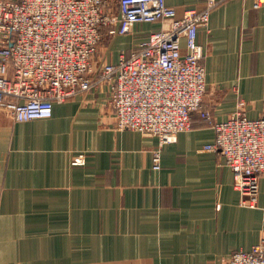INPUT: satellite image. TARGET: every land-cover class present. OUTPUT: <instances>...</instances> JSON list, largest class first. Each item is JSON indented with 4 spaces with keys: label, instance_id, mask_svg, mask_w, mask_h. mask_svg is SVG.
<instances>
[{
    "label": "crops",
    "instance_id": "crops-1",
    "mask_svg": "<svg viewBox=\"0 0 264 264\" xmlns=\"http://www.w3.org/2000/svg\"><path fill=\"white\" fill-rule=\"evenodd\" d=\"M166 1L178 18L207 2ZM219 1L210 30L198 33L206 50L204 105L217 121L240 103L259 118L264 3ZM162 25L105 33L95 72ZM111 96L112 86L101 83L56 102L51 117L24 122L0 107V264H229L235 251L264 244V176L258 205L244 206L224 157L204 149L216 130L198 114L176 142L161 146L156 136L119 129Z\"/></svg>",
    "mask_w": 264,
    "mask_h": 264
},
{
    "label": "built area",
    "instance_id": "built-area-1",
    "mask_svg": "<svg viewBox=\"0 0 264 264\" xmlns=\"http://www.w3.org/2000/svg\"><path fill=\"white\" fill-rule=\"evenodd\" d=\"M219 2L207 0L204 9L189 8L178 18L166 0H0V107L17 122L48 118L56 102L109 83L117 127L156 136L161 146L176 142L198 114L216 130L215 142L204 149L224 157L243 205L256 207L264 176V115L249 118L240 103L227 120L217 121L203 102L206 50L198 33L210 30ZM156 22L162 27L138 49L95 72L105 33L124 35ZM161 158L155 149V170L162 168ZM229 264H264V244L235 251Z\"/></svg>",
    "mask_w": 264,
    "mask_h": 264
},
{
    "label": "rangeland",
    "instance_id": "rangeland-1",
    "mask_svg": "<svg viewBox=\"0 0 264 264\" xmlns=\"http://www.w3.org/2000/svg\"><path fill=\"white\" fill-rule=\"evenodd\" d=\"M154 168V167H153ZM158 171V170H157Z\"/></svg>",
    "mask_w": 264,
    "mask_h": 264
}]
</instances>
